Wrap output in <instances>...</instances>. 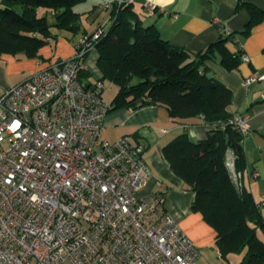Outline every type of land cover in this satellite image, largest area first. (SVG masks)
Here are the masks:
<instances>
[{
	"label": "built area",
	"instance_id": "obj_1",
	"mask_svg": "<svg viewBox=\"0 0 264 264\" xmlns=\"http://www.w3.org/2000/svg\"><path fill=\"white\" fill-rule=\"evenodd\" d=\"M212 24L218 33H231L218 19ZM106 31L82 36L69 60L0 88V264L197 263L196 245L162 211L164 201L139 197L149 174L143 148L128 137H100L111 109L104 85L95 80L87 87L78 72L87 71L84 57ZM262 79L254 74L243 85ZM247 122L235 116L230 124L245 138ZM230 157L227 167L240 188Z\"/></svg>",
	"mask_w": 264,
	"mask_h": 264
},
{
	"label": "trees",
	"instance_id": "obj_2",
	"mask_svg": "<svg viewBox=\"0 0 264 264\" xmlns=\"http://www.w3.org/2000/svg\"><path fill=\"white\" fill-rule=\"evenodd\" d=\"M83 1L0 0V55L37 59L39 50L49 44L47 40L55 39L51 27L79 33L80 15L73 8ZM248 9L246 32L264 19V12ZM49 12L55 17L52 26L47 22ZM231 37L232 33L221 32L216 43L191 56L161 39L154 26H142L133 3L115 2L111 24L94 46L101 74L97 80L117 88L110 111L162 107L182 129L199 124L207 127L205 137L196 142L186 132L180 134L162 149L163 158L194 194L191 210L200 213L214 230L220 255L243 254L241 264H264V239L259 237L260 233L264 238V218L259 203L243 184L235 185L227 167L228 154H232L234 170L242 180L244 137L230 124L235 117L227 111L231 93L208 76L205 66L218 52L227 71L238 67L241 52L232 55L225 47ZM78 76L84 83L91 78L83 70Z\"/></svg>",
	"mask_w": 264,
	"mask_h": 264
},
{
	"label": "crops",
	"instance_id": "obj_3",
	"mask_svg": "<svg viewBox=\"0 0 264 264\" xmlns=\"http://www.w3.org/2000/svg\"><path fill=\"white\" fill-rule=\"evenodd\" d=\"M115 2L84 0L77 4L73 10L81 15L79 35L51 27L49 32L55 39L39 50L37 59L25 60L22 55L0 56L7 59L6 64L0 60V88L21 83L56 60H69L79 38L93 34L99 27L109 28ZM104 3H108L110 8L100 10L99 6ZM131 3L140 16L142 26H154L161 39L172 47L185 50L191 56L204 52L218 41L219 33L212 24L214 19H218L232 33L225 44L227 51L234 55L241 46L244 54L249 57V63L240 62L235 70L227 71L220 64L219 53L215 52L214 60L207 61L205 66L209 71L208 76L231 93L228 113L248 117V134L242 145L246 167L242 174V184L254 201L259 203L264 198V19L248 32L246 25L250 20L248 8L264 12V0H132ZM147 4H152L156 9L148 10ZM40 14L43 15L44 11L40 10ZM97 59L98 53L93 49L84 60L91 74V78L85 81L89 85L101 77L96 67ZM18 61H27L28 64H18ZM4 65L8 72H4ZM12 72L21 74L13 79ZM254 74L263 79L250 87H244V80ZM113 97L105 102L110 103ZM131 111L126 108L109 111L103 121L100 137L109 142L128 137L134 145L143 148V161L149 174L139 197L146 202L157 198L164 201L162 211L170 214L196 245L199 251L196 264H241L243 254H229L225 258L220 255L215 245L214 230L205 223L200 213L191 210L194 194L174 175L162 155V149L183 132L188 134L191 141L196 142L205 137L207 127L199 124L182 129L162 107ZM253 172L258 174L255 179H252ZM260 209L264 218V206Z\"/></svg>",
	"mask_w": 264,
	"mask_h": 264
},
{
	"label": "rangeland",
	"instance_id": "obj_4",
	"mask_svg": "<svg viewBox=\"0 0 264 264\" xmlns=\"http://www.w3.org/2000/svg\"><path fill=\"white\" fill-rule=\"evenodd\" d=\"M79 4H80V3H79ZM49 14H50V16H48ZM49 14L47 13V22H48L49 25H51L52 23H55V17H54V15L52 14V12H49ZM79 15H80V14H79ZM80 20H81V15H80ZM77 34H78V33H77ZM78 35H79V34H78ZM79 39H80V38H79ZM79 39H78V40H79ZM78 40H77V41H78ZM73 51H74L73 53H75V50H74V49H73ZM91 51H92V50H91ZM91 51L88 52V54L86 55V57H88V55H90V52H91ZM73 55H74V54H73ZM73 55H72V57H73ZM0 56H7V54H1ZM72 57H71V58H72ZM24 58H25V57H24ZM1 59H2L3 61H2ZM85 59H86V58H85ZM85 59H84V60H85ZM0 60L3 62V64H6V63H7V59H5V57H3V58L0 57ZM25 60H31V59L25 58ZM20 62H21V61H20ZM20 62L18 61V64H19ZM23 62H26L25 64H28L27 61H22L21 63H23ZM96 67H97V66H96ZM5 71L8 72V71H7V66L4 65V72H5ZM10 72H11V71H10ZM19 73L21 74V72H12V76H11V77H12L13 79H15L16 75H18ZM20 74H19V75H20ZM23 75H25V74H23ZM31 75H32V74H31ZM83 81H85V80L83 79ZM103 83H104V84H103V85H104V88H103V91H102L103 99H104V101H109V100L113 97V95L115 94V92H117V91H116V87H114L113 84H111V83H109V82H107V81H104ZM229 158H231V157H230V155L228 154V159H229ZM259 237L262 238V239H264L263 236H262L260 233H259Z\"/></svg>",
	"mask_w": 264,
	"mask_h": 264
}]
</instances>
